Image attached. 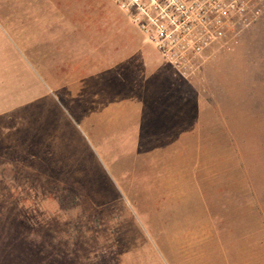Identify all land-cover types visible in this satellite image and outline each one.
Returning <instances> with one entry per match:
<instances>
[{
    "label": "rangeland",
    "instance_id": "rangeland-1",
    "mask_svg": "<svg viewBox=\"0 0 264 264\" xmlns=\"http://www.w3.org/2000/svg\"><path fill=\"white\" fill-rule=\"evenodd\" d=\"M113 15L185 85V140L150 154L115 77L76 81L118 73ZM145 40L112 0H0V264H264V14L191 80Z\"/></svg>",
    "mask_w": 264,
    "mask_h": 264
},
{
    "label": "built area",
    "instance_id": "built-area-1",
    "mask_svg": "<svg viewBox=\"0 0 264 264\" xmlns=\"http://www.w3.org/2000/svg\"><path fill=\"white\" fill-rule=\"evenodd\" d=\"M175 74H202L216 49L263 16L264 0H112Z\"/></svg>",
    "mask_w": 264,
    "mask_h": 264
},
{
    "label": "crops",
    "instance_id": "crops-1",
    "mask_svg": "<svg viewBox=\"0 0 264 264\" xmlns=\"http://www.w3.org/2000/svg\"><path fill=\"white\" fill-rule=\"evenodd\" d=\"M112 18L113 19H111L110 22L105 20L108 22L107 24L109 26V32L105 38L102 37V40L106 45L109 46V48L106 49V47H100L99 52L97 53L100 57L109 59L108 64L104 65V67L106 66V72H108L109 69L114 68V71H118V73L116 74L114 71H109L110 73H115V76L109 75L108 77H104L96 70V72L91 71L92 73H83L82 75L85 76H83L80 80L76 79V81L86 85L85 83H88L92 78L99 77V87L100 90H102V85L105 83V81L111 83L113 82L111 77H115L114 84L110 86V88L114 90V97L110 99L113 101H111L108 106L110 108H115L118 111V115L123 110V105H127L128 103H136L135 107L137 112L136 116L134 115L135 122L148 123L150 125V127L146 128L148 134L142 135V133H144L143 130L145 129L140 127L138 128V132H136L137 137L134 138L144 141L143 137H147V140L153 141L154 143H142L143 145L138 146V148L148 147L150 144L151 151L149 153L151 154L152 151L159 150L160 147L164 148L165 144L170 145V142L185 140L187 134V111L185 110L186 107L184 100L185 85L178 82L175 77H172L170 74L161 70L158 62L156 61V57L153 59V56H151L150 52L148 51L149 49L140 46V42L135 39L134 34L136 30L133 27L132 28L135 31L129 28L127 30L128 32L125 34L124 29L126 28L115 20L114 15ZM110 34L119 36L120 40L118 42L114 41V44L112 42L113 38L109 37ZM45 42L50 44L48 40ZM137 56H139V59L141 58L145 60V64L152 65V70L148 72L146 76V78H148V82H150L149 85H144L148 82L146 79H143V77L140 76L137 71H132L129 69V62H131L132 59ZM89 59L90 56L88 60ZM103 70L104 68L100 71V73L104 72ZM88 76L91 77L88 79ZM129 85L133 86V89H131L128 95L129 97H127L125 100L123 96H120V98L116 99L119 96V93L121 91H125L124 88H127ZM181 94H183V100H181ZM139 107H142V110L145 109L147 111L146 118H144L145 115L143 114L141 116L139 115ZM100 110L101 107H99V111ZM118 132L119 131L117 130L113 134H117ZM1 134L2 130L0 126V137ZM0 143H2L1 139ZM133 154L145 155L141 152H135Z\"/></svg>",
    "mask_w": 264,
    "mask_h": 264
},
{
    "label": "trees",
    "instance_id": "trees-1",
    "mask_svg": "<svg viewBox=\"0 0 264 264\" xmlns=\"http://www.w3.org/2000/svg\"><path fill=\"white\" fill-rule=\"evenodd\" d=\"M0 256L2 257L3 256V253H0Z\"/></svg>",
    "mask_w": 264,
    "mask_h": 264
}]
</instances>
